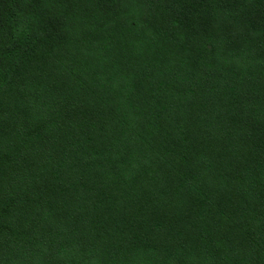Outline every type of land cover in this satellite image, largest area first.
<instances>
[{"label":"trees","instance_id":"obj_1","mask_svg":"<svg viewBox=\"0 0 264 264\" xmlns=\"http://www.w3.org/2000/svg\"><path fill=\"white\" fill-rule=\"evenodd\" d=\"M0 264H264V0H0Z\"/></svg>","mask_w":264,"mask_h":264}]
</instances>
